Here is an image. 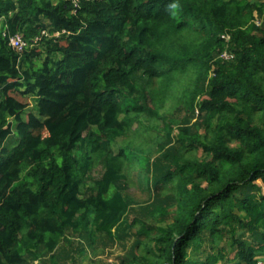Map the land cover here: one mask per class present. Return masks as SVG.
Wrapping results in <instances>:
<instances>
[{
  "label": "trees",
  "instance_id": "obj_1",
  "mask_svg": "<svg viewBox=\"0 0 264 264\" xmlns=\"http://www.w3.org/2000/svg\"><path fill=\"white\" fill-rule=\"evenodd\" d=\"M263 13L264 0H0V264H75L69 234L128 243L119 264H217L200 249L224 234L230 263L264 259ZM168 97L200 132L165 118ZM154 107L170 145L149 161L128 132ZM136 166L146 207L126 193Z\"/></svg>",
  "mask_w": 264,
  "mask_h": 264
},
{
  "label": "rangeland",
  "instance_id": "obj_2",
  "mask_svg": "<svg viewBox=\"0 0 264 264\" xmlns=\"http://www.w3.org/2000/svg\"><path fill=\"white\" fill-rule=\"evenodd\" d=\"M54 3L57 0H52ZM255 22L259 27H264V13L262 15H257L255 18ZM1 26V23H0ZM2 31V28L0 29ZM36 37V36H34ZM27 41V40H26ZM29 43V42H27ZM32 43V42H30ZM178 102V103H176ZM184 101L181 99L174 100V97H168L165 100V107L162 110V114L165 116L167 120H170L172 118L178 119L179 124H187L192 127L193 132H200V129H198V126H194L195 120H196V112L193 113L191 110L188 111L184 108ZM31 112H36L35 108L29 107L25 113L26 114ZM157 111L154 108L147 109V111L139 118H135L132 125L129 128L128 132V138L130 140H133L135 142L141 141L143 142L141 146L143 147V155L146 156L149 161L152 158H157L161 154L160 146L169 147L170 143L165 142L166 138L164 135V131L161 130L163 127V124L160 131L157 132L154 127L156 121H158L157 118ZM134 117V116H133ZM160 121V120H159ZM147 126V129H146ZM147 130L146 134L141 136L140 131ZM17 142V139L14 135H9L7 139L4 141V145L7 147H12ZM114 149H118V145L116 144L114 146ZM197 155L200 156V158L205 157V154L198 150ZM134 168L130 172H128V189H126V193L129 195L130 198L134 199L136 202V205L144 206L146 207L150 203V197L153 193L154 189H151V187H148V180H150V173L143 169V167ZM95 175H99V172H95ZM259 183L263 186L264 184L259 181ZM240 216H244V214L241 212H238ZM160 216V215H159ZM151 220V218H149ZM171 221V216L167 218V222ZM239 234V233H238ZM69 237L74 239L72 241L78 242L80 241L83 244L84 252L82 255L75 254L76 262L75 264H119L120 257L123 256L126 252L128 243L125 246L121 242H115L113 244L104 242L105 240L101 239L99 242L97 241L99 246H96L93 249L90 248L88 245V241L85 239H81L77 236V234H69ZM93 238H96L93 236ZM256 239L261 242V239L259 236H256ZM96 241V239H95ZM230 238L228 234H224L221 236H216L212 241H210V237L205 235L204 236V242L200 249L201 257H205L206 254L211 253L213 250H211L210 245L211 243L214 244L215 249L219 250L220 253L224 255V259L218 262L217 264H233L235 261H232L231 263L228 261V259L232 258L234 256L233 248L230 244ZM204 249V250H203ZM29 262L27 264H37L38 259L35 258L33 260L28 259Z\"/></svg>",
  "mask_w": 264,
  "mask_h": 264
},
{
  "label": "built area",
  "instance_id": "obj_3",
  "mask_svg": "<svg viewBox=\"0 0 264 264\" xmlns=\"http://www.w3.org/2000/svg\"><path fill=\"white\" fill-rule=\"evenodd\" d=\"M75 6L79 4L81 0H71ZM42 33H45L48 35V33L45 30H42ZM60 32L56 31L52 35H59ZM39 36L34 37V40L32 43H30V46L34 45L37 40L39 39ZM9 43L12 47H14L16 50L21 51L25 46H27L26 40L23 38L22 34L20 32H17L13 35L9 36ZM257 264H264V259H258Z\"/></svg>",
  "mask_w": 264,
  "mask_h": 264
},
{
  "label": "clouds",
  "instance_id": "obj_4",
  "mask_svg": "<svg viewBox=\"0 0 264 264\" xmlns=\"http://www.w3.org/2000/svg\"><path fill=\"white\" fill-rule=\"evenodd\" d=\"M56 31H59V30H55L54 32H48V31H46V32L48 33L49 36H55V37H59V36L62 35L63 32H65L64 30H61V31H59V32H60L59 35H57V36H56V35H52V34L55 33ZM39 37H40V36H39ZM39 39H40V38H39ZM37 41H38V40H37ZM36 43H37V42H36ZM36 43H35V44H36Z\"/></svg>",
  "mask_w": 264,
  "mask_h": 264
}]
</instances>
